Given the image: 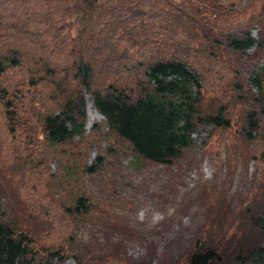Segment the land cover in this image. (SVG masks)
I'll return each instance as SVG.
<instances>
[{
    "label": "trees",
    "instance_id": "trees-1",
    "mask_svg": "<svg viewBox=\"0 0 264 264\" xmlns=\"http://www.w3.org/2000/svg\"><path fill=\"white\" fill-rule=\"evenodd\" d=\"M198 1L0 0V179L31 222L52 226L36 236L13 217L17 206L0 209V264H64L69 255L58 243L71 230L58 228L59 219L89 213L86 197L60 208L48 198L45 162L41 167L32 143L38 135L50 146L112 135L128 144L133 162L171 165L194 148L199 131L211 128L206 144L213 150L230 149L217 136L232 131L249 144L264 176V67L246 77L223 52L261 51L264 36L233 27L223 0H204L207 11ZM247 2L231 21L264 27V0ZM88 103L102 116L90 134ZM77 148L70 159L81 157L83 174L105 170L98 152L88 161L87 150ZM64 153L51 160L60 163ZM255 213L249 222L264 236V208ZM237 259L264 264V244ZM187 264H219V254L207 247Z\"/></svg>",
    "mask_w": 264,
    "mask_h": 264
},
{
    "label": "rangeland",
    "instance_id": "rangeland-1",
    "mask_svg": "<svg viewBox=\"0 0 264 264\" xmlns=\"http://www.w3.org/2000/svg\"><path fill=\"white\" fill-rule=\"evenodd\" d=\"M223 3L230 8L226 15L233 27L246 26L253 37H259V33L264 36L260 23L248 24L238 17L231 21L233 11L248 9L247 0ZM197 4L207 11L204 0ZM223 52L244 73L248 71L246 77L264 67V49L252 48L238 55ZM215 107L216 103L212 104L211 110ZM101 119L89 125L87 115V133ZM209 129L194 135V148L184 151L171 165L133 162L128 144L112 135L95 140L98 133H94L63 146H50L40 135L35 137L32 143L42 156L40 166L45 164L42 169L47 176L48 198L58 208L74 205L79 196L86 197L89 204L87 215L59 219L58 228L64 223L70 224L71 230L69 238L58 243L65 244L69 255L64 264H187L192 253L207 247L218 252L219 264H237L238 255L246 256L253 247L263 245L264 236L249 222L250 215L264 208L260 166L237 132L222 131L217 136L227 141L230 149L225 145L211 149L206 144ZM75 146L78 148L74 150H87L88 161L98 152L105 170L95 176L83 174L76 166L81 157L70 159L69 151ZM61 153L65 155L59 157L60 163L51 160V155ZM58 167L62 173L50 180L49 174L52 176ZM6 187L0 179V209L7 204L17 206L12 210L16 212L13 217L30 223L36 236L52 228L31 222L33 218ZM56 233L59 235L60 229Z\"/></svg>",
    "mask_w": 264,
    "mask_h": 264
},
{
    "label": "bare ground",
    "instance_id": "bare-ground-1",
    "mask_svg": "<svg viewBox=\"0 0 264 264\" xmlns=\"http://www.w3.org/2000/svg\"><path fill=\"white\" fill-rule=\"evenodd\" d=\"M87 115L89 125L93 122L94 119L101 117L95 110L92 109L91 104L87 105Z\"/></svg>",
    "mask_w": 264,
    "mask_h": 264
}]
</instances>
